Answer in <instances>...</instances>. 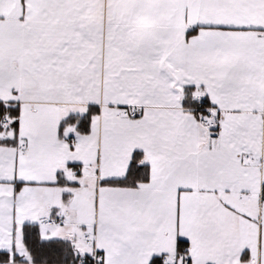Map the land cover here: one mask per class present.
<instances>
[{
	"label": "snow or ice",
	"instance_id": "6c2138e0",
	"mask_svg": "<svg viewBox=\"0 0 264 264\" xmlns=\"http://www.w3.org/2000/svg\"><path fill=\"white\" fill-rule=\"evenodd\" d=\"M0 264H264V0H0Z\"/></svg>",
	"mask_w": 264,
	"mask_h": 264
}]
</instances>
